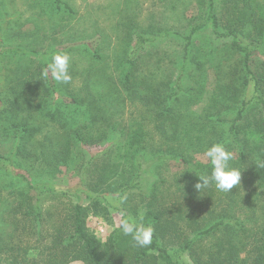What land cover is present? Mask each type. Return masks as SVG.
Here are the masks:
<instances>
[{"label":"trees","instance_id":"obj_1","mask_svg":"<svg viewBox=\"0 0 264 264\" xmlns=\"http://www.w3.org/2000/svg\"><path fill=\"white\" fill-rule=\"evenodd\" d=\"M198 3L184 34H138L125 53L102 52L84 36L65 47L53 38L41 50L0 49L30 63L10 80L11 121L0 130V264H264V163L251 158L255 149L264 156V0ZM167 43L180 54L162 52ZM147 47L149 60L140 56ZM64 52L69 83L44 74ZM210 63L216 91L194 112ZM129 105L138 113L127 116ZM214 143L233 154L241 181L199 192L197 176L211 165L192 155ZM172 162L183 168L172 172ZM64 169L75 185L58 181ZM63 197L75 202L62 212L53 202ZM122 211L154 228L151 245L134 246L121 227L103 242L87 226L91 215L112 221Z\"/></svg>","mask_w":264,"mask_h":264},{"label":"rangeland","instance_id":"obj_2","mask_svg":"<svg viewBox=\"0 0 264 264\" xmlns=\"http://www.w3.org/2000/svg\"><path fill=\"white\" fill-rule=\"evenodd\" d=\"M63 1L71 6L75 12L74 15L58 14L53 4L54 0H0V49L41 50L53 38H57L63 43H61L62 47H65L70 45L64 42L66 39L84 36L87 43L100 47L102 52L111 53L112 50L117 49L119 53H125L135 47L138 34L153 36L161 28L184 34L188 21L196 23L200 16L198 0ZM223 44L221 49L215 52L217 59L227 53L226 46L224 47ZM151 49L147 47L139 51L140 56L145 55L149 60L152 57H147V55L152 53ZM161 49L170 57H175L181 52L176 44L167 43ZM153 52H155L154 48ZM152 61L154 60H150ZM26 65H30L29 61L20 55L0 54V130L11 121L5 100L8 97L10 80L19 70L22 72ZM110 66L112 67V64ZM208 66L204 69L205 76L201 82L204 85V93L198 96L199 98H196L191 105L194 112L201 113L208 109L211 103L210 98L216 91L217 77L213 68L214 64L210 63ZM136 108L129 105L126 111L127 116H131L134 112L138 113ZM248 140L254 148V141ZM6 147L0 141V152H4ZM256 150L252 151V161L255 160L257 166L263 165L264 156L260 158ZM203 154L204 152L193 154L194 163L209 164L210 162ZM236 155L237 153L234 156ZM182 168L183 165L172 162L169 170L176 172ZM58 181L62 186H73L78 182V177L72 170L64 169ZM73 202L75 200L71 197H63L57 198L53 203L63 212L69 210ZM121 219L122 216L115 212L112 221L91 215L87 220V226L97 238L105 242L114 230L120 227ZM32 244L25 241L26 246ZM39 251H41L40 248ZM185 258L188 259L187 256ZM71 264L83 263L76 261Z\"/></svg>","mask_w":264,"mask_h":264},{"label":"clouds","instance_id":"obj_3","mask_svg":"<svg viewBox=\"0 0 264 264\" xmlns=\"http://www.w3.org/2000/svg\"><path fill=\"white\" fill-rule=\"evenodd\" d=\"M70 61L69 53H55L44 69V74L46 76L50 74L56 82L69 83L72 79L69 73ZM203 155L210 162L211 171L210 174L197 176L199 182L195 184L196 190L201 192L214 186L219 191L228 192L239 185L241 171L231 166L233 154L227 150L225 144L214 143L205 150ZM120 215L126 217L123 211ZM120 227L125 236L131 237L134 246L143 248L151 245L155 231L152 226L126 217L121 220Z\"/></svg>","mask_w":264,"mask_h":264},{"label":"built area","instance_id":"obj_4","mask_svg":"<svg viewBox=\"0 0 264 264\" xmlns=\"http://www.w3.org/2000/svg\"><path fill=\"white\" fill-rule=\"evenodd\" d=\"M103 231V230H102Z\"/></svg>","mask_w":264,"mask_h":264}]
</instances>
